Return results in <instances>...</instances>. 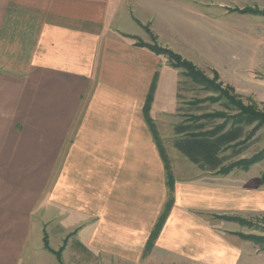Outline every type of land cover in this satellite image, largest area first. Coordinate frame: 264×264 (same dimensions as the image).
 Segmentation results:
<instances>
[{"label":"crops","instance_id":"0c3cea01","mask_svg":"<svg viewBox=\"0 0 264 264\" xmlns=\"http://www.w3.org/2000/svg\"><path fill=\"white\" fill-rule=\"evenodd\" d=\"M208 1L212 19L206 0H0V264H47L45 235L63 264H253L233 218L262 217L260 164L220 172L239 159L236 128L205 139L159 110L173 70L129 37L174 21L210 32L248 2Z\"/></svg>","mask_w":264,"mask_h":264},{"label":"rangeland","instance_id":"374dc122","mask_svg":"<svg viewBox=\"0 0 264 264\" xmlns=\"http://www.w3.org/2000/svg\"><path fill=\"white\" fill-rule=\"evenodd\" d=\"M247 1L242 8L239 3L232 2L230 5H226L227 9L220 11H224V13L221 16L222 20H217L221 24L219 30L212 23L209 25L210 32H207L205 27L202 28L199 24L198 27L189 22H186L185 25H176L177 22L174 21L173 27L165 28V34L162 33V36L150 32V42H145L137 35L129 36L134 39L136 45L140 41L150 49V46H154L156 49L151 50L161 55L163 65L171 67L173 70L171 78L172 83L176 82L175 88L173 89L171 85L172 89L169 88L167 95L166 92L164 94L169 96V100L173 99L174 103L171 106L160 108L158 106L157 108L162 111L168 109V114H176L181 122H190L191 126V122L195 123L199 120L194 126L204 124L203 132H218L222 130V128H218L222 124L223 128L231 124V128L236 129L229 136L236 139V143L231 146H235L240 151L236 155L238 160L248 159L264 152V125L256 127V123L236 122L235 116L239 112L238 108L220 91V88H225L231 96L241 100L244 104L254 103L260 109L264 106V0ZM205 7L204 12L211 19L217 15L214 13L217 11V6L213 2L206 0ZM245 7L253 8L255 11L241 12L240 10ZM227 14L231 17L230 19ZM158 28L162 29V27ZM234 35L243 36L251 42L245 40L225 42L226 36L233 37ZM171 39H175L179 49L169 45ZM184 61L192 63L195 68L202 71L203 75L198 76L197 81L183 65ZM205 77L214 79L220 88L207 82ZM154 92L155 90L152 100ZM150 109L148 107L149 114ZM241 156L243 157L240 158ZM256 163L260 164L258 168L262 169L263 179L264 156L254 164ZM247 218L234 217L233 220H236L235 223L238 221L236 226L238 232H247L243 237L250 241L248 248H252L249 250L253 254V264H264V213L258 220L253 216L252 220ZM243 219L244 221H242ZM237 234L239 235V233ZM50 252L39 250L36 251V254L41 256L42 258L39 259L47 264H53V262L58 264L57 256L55 257L54 253ZM68 253L71 254V252ZM72 258L74 260H67L66 264H78V262L84 264L86 262L80 254L74 253L73 255L72 253ZM89 263L94 264V260Z\"/></svg>","mask_w":264,"mask_h":264},{"label":"trees","instance_id":"16d2710c","mask_svg":"<svg viewBox=\"0 0 264 264\" xmlns=\"http://www.w3.org/2000/svg\"><path fill=\"white\" fill-rule=\"evenodd\" d=\"M241 12H254L255 10L253 8H249V7H245L243 9L240 10ZM137 45L140 46H144L145 44L143 42H138ZM151 49L154 50V46H150ZM156 49V48H155ZM183 65L187 68V70L189 71V73L196 79L198 76H202L203 73L202 71L198 68H195V66L192 65V63L188 62V61H184ZM196 76V77H195ZM205 80H207V82H210L211 84H213L214 87L216 88H220L219 84L216 82H214V79H209L207 77H205ZM199 81V80H198ZM153 86L151 88L149 97H148V106L150 105L149 102L151 101L152 98V94H153ZM221 93L224 96H227L229 101H233V103L235 104V106L238 108L239 112L237 114L236 117V122L238 123H244V124H252V123H256V127H260L262 125H264V106L262 107V109L258 108L256 104L252 103V104H244L241 100H238L236 98H234L233 96H231V94L229 93L228 90H225V88H220ZM229 105V104H228ZM148 109H146L147 111ZM149 115L148 111L147 114ZM151 125L154 129V124L151 122ZM223 124L221 126H219L218 128H223ZM217 133V131H208V132H203L201 134H199V136H203L206 137L205 139H211L212 136ZM230 133L226 134V137L229 135ZM202 137V138H203ZM156 138L158 143H160L159 137L156 134ZM224 138V137H223ZM262 153V152H261ZM264 156V152L262 154L258 153L256 155H254L251 158L248 159H240L232 164H230L228 167L226 168H222L220 170V172L225 173L230 171L231 169H233L234 167H242L244 169H247L250 167V165L254 164L255 162L259 161L260 159H262V157ZM164 158H165V162H166V167L168 170V183L170 185V188L172 189L173 187V182H172V178H171V171L169 168V164L167 162L166 156L164 154ZM263 180H264V174H263ZM171 203H172V198L170 196L169 202L166 206L165 211L163 212V214L160 216V218L158 219V222L155 226V229L152 233L151 239H154L156 237V235L158 234L159 230L161 229L163 222L166 219L168 210L171 207ZM244 235V234H243ZM245 236V235H244ZM45 248L48 249L49 251L53 252L56 256L57 259L59 260L60 264H63L62 262V251H63V247H61L59 250H54L53 248L50 247L49 242H48V238L47 235H45Z\"/></svg>","mask_w":264,"mask_h":264}]
</instances>
